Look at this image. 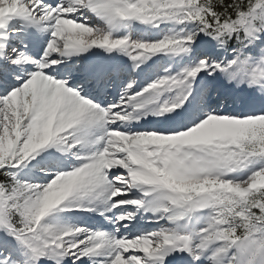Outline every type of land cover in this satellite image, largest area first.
I'll return each mask as SVG.
<instances>
[{"label": "snow or ice", "instance_id": "1", "mask_svg": "<svg viewBox=\"0 0 264 264\" xmlns=\"http://www.w3.org/2000/svg\"><path fill=\"white\" fill-rule=\"evenodd\" d=\"M0 264H264V0H0Z\"/></svg>", "mask_w": 264, "mask_h": 264}]
</instances>
